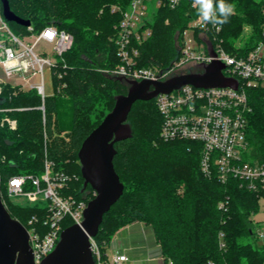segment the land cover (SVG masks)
Wrapping results in <instances>:
<instances>
[{"label":"trees","instance_id":"16d2710c","mask_svg":"<svg viewBox=\"0 0 264 264\" xmlns=\"http://www.w3.org/2000/svg\"><path fill=\"white\" fill-rule=\"evenodd\" d=\"M132 0H8L11 11L29 20L34 30L47 25L72 34L71 49L64 55L63 83L58 93L69 101L66 135L60 127L58 97L45 99V121L38 110L41 97L34 90L16 92L9 86L0 94V108L18 122L16 130L0 127V177L2 197L11 216L28 226L34 215L40 217L45 203L19 204L6 198L8 180L17 175L41 176L45 160L53 171L72 177L65 194L78 200L94 198L92 187L83 190L78 152L83 141L96 130L115 106V97L126 94L124 83L107 73L121 60L117 56L115 26L121 11ZM234 13L223 24L220 37L226 47L242 35L245 25L252 35L244 52L264 40L262 7L264 0H225ZM115 5L120 12H113ZM191 0H181L175 9L159 8L153 16L151 37L139 45V65L170 67L179 57L177 41L189 22L197 17ZM15 28L22 26L10 22ZM24 29H26L24 27ZM211 35L212 32H209ZM177 36V41L175 39ZM248 159L264 164V89L248 90ZM24 108L25 110H16ZM162 117L156 100L137 101L128 118L132 138L116 143L114 167L124 184L117 204L104 215L94 241L105 255L115 234L135 222L150 227L160 252L173 264H264V243L251 215L259 209L264 191L241 189L231 179L222 184L201 169V145L192 141H164L160 137ZM224 204V207L221 206ZM73 223L67 219L63 229ZM223 245V246H222Z\"/></svg>","mask_w":264,"mask_h":264},{"label":"built area","instance_id":"2783aa9c","mask_svg":"<svg viewBox=\"0 0 264 264\" xmlns=\"http://www.w3.org/2000/svg\"><path fill=\"white\" fill-rule=\"evenodd\" d=\"M151 3L154 8L150 7ZM179 4L181 0H132L121 11L122 20L115 39L121 63L107 73L125 80L166 81L174 76L193 72L190 71L192 67L221 62L224 65V75L235 79L238 88H197L184 85L170 93L159 94L155 100L163 118L160 137L164 141L182 139L199 143L202 150L201 169L206 176L210 178L215 175L226 185L234 179L241 189L262 193L264 164L248 159L250 149L247 129L250 122L248 114L251 112L248 90L264 89V40L244 52L242 49L253 31L251 26L245 25L242 35L233 44V49L229 50L220 37L222 27L218 30L211 24H205L197 15L177 41L180 57L172 66H140L138 46L151 37L153 31L150 24L154 14L162 6L175 9ZM191 6L195 9L193 0ZM118 10L120 9L116 6L113 12ZM262 14L264 16V5ZM25 28V32L20 35L12 30L10 22L4 16L0 0V94L5 86L16 91H36L42 100L38 110L42 111L45 121L47 95L43 72L45 68L51 70L55 92L59 93L65 87L62 81L64 73L60 67H66L64 55L71 49L74 38L72 34L59 30L54 25H47L37 32L32 25ZM208 42L212 44L215 55H211ZM39 46L42 47L41 52L37 51ZM40 76L41 80L35 82L34 79H40ZM12 110L0 108V115ZM0 127L16 130L18 122L3 115ZM71 181V176L54 172L53 163L46 159L45 171L41 176L21 174L11 177L7 182V199L19 204H46L40 210V217L34 215L28 220V226L24 225L29 234L35 264H40L58 245L65 220L69 219L73 224H81L84 220V210L90 202L85 196L78 200L73 195L64 193ZM221 206L224 207V204ZM260 237H264V232L260 233ZM157 246L160 249V245ZM91 249L94 264L131 262L123 253L103 255L92 237ZM151 261L173 264L165 260L161 252L159 257L152 258Z\"/></svg>","mask_w":264,"mask_h":264},{"label":"water","instance_id":"95a60500","mask_svg":"<svg viewBox=\"0 0 264 264\" xmlns=\"http://www.w3.org/2000/svg\"><path fill=\"white\" fill-rule=\"evenodd\" d=\"M2 4L7 21L24 27L31 25L29 20L20 18L11 11L8 0H2ZM208 46L211 55H215L210 42ZM198 66L201 69L199 73L189 72L166 81L118 78L120 82L128 85L127 93L115 97L116 103L111 113L83 141L78 152L84 179L83 190L90 186L96 196L84 210L82 223L62 230L58 245L40 264H94L91 237L94 238L100 232L104 215L117 204L124 193V184L114 167L117 154L115 144L132 138L133 131L128 118L137 101L153 100L159 94L170 93L184 85L197 88H238L235 79L224 75V65L221 62L214 61ZM1 185L0 177V264H35L28 231L6 208Z\"/></svg>","mask_w":264,"mask_h":264},{"label":"rangeland","instance_id":"374dc122","mask_svg":"<svg viewBox=\"0 0 264 264\" xmlns=\"http://www.w3.org/2000/svg\"><path fill=\"white\" fill-rule=\"evenodd\" d=\"M116 6L113 5L111 7L112 9V13H113V9L115 8ZM150 7L154 8L153 4L151 3L150 4ZM127 8V7H126ZM117 12V11H115ZM114 12V13H115ZM118 12H120V10H118ZM12 30L14 32H16L17 34H21L22 32H25L26 29H24V26H22L21 29L19 28H15L13 27L12 25H10ZM115 29H116V36L118 34V25L115 26ZM35 32H37L35 30ZM175 39L177 41V36H175ZM41 49L42 47L39 46L37 51H40L41 52ZM190 71H193V72H198L200 71L199 67H192ZM43 79H44V87H45V93L47 95V97H52L54 96V94L56 93L55 92V89H54V81H53V75H52V72L50 69L48 68H45L44 72H43ZM35 82L36 81H40L41 80V76H40V79L39 78H36L34 79ZM125 86H126V89L128 91V85L126 83H124ZM16 92H19V91H16ZM127 93V92H126ZM58 98V110L60 112V127H64L63 129H66L65 132H62L63 136L66 135L67 131L69 132L68 130V124H69V111H68V104H69V101L67 98H60L59 97V94L56 93L55 94ZM258 210L256 211V213H253L251 215V218L258 224H263L264 225V199L263 198H260L259 199V206H258ZM126 227H129L130 230L133 229H136L139 233H138V238L140 237V239L143 237L141 234H142V228L144 229L145 233L147 234V237L149 239H151V244H157V242H155V239H154V236H153V232L151 230L150 227H147L145 224L143 223H140V222H135L131 225H128ZM125 228V227H124ZM258 233H262L264 232V228L263 227H258V230H257ZM128 230H125L123 232H121L120 230L115 234V236L113 237V240H112V244L108 250H107V254L109 255H113V254H120V253H126L127 256L130 258L131 262L130 264H157V262L155 261H151V258H157L160 256V251L159 250H154L153 252H147V251H144V250H140V251H132V249H128L127 246H128V241H127V235H128ZM137 234V233H136ZM261 244L264 243V239H261ZM121 244H122V247H121Z\"/></svg>","mask_w":264,"mask_h":264},{"label":"clouds","instance_id":"9594fccd","mask_svg":"<svg viewBox=\"0 0 264 264\" xmlns=\"http://www.w3.org/2000/svg\"><path fill=\"white\" fill-rule=\"evenodd\" d=\"M199 19L205 24L219 27L228 22V17L234 13V6L225 0H193Z\"/></svg>","mask_w":264,"mask_h":264},{"label":"crops","instance_id":"0c3cea01","mask_svg":"<svg viewBox=\"0 0 264 264\" xmlns=\"http://www.w3.org/2000/svg\"><path fill=\"white\" fill-rule=\"evenodd\" d=\"M125 230H128V232H129L127 235V237H128L127 238V241H128L127 248L128 249H132V251H135V252L140 251V250H144L147 252H153L154 250L160 251L157 244H155V243L151 244L152 241H151V239H149L147 237V234L145 233L143 228L141 229L142 230L141 235L143 236L141 239H140V237L139 238L137 237L139 232L136 229L132 228V230H130L129 227H125V228H122L120 231L123 232ZM121 247H122V244H121ZM123 254H126V253L123 252Z\"/></svg>","mask_w":264,"mask_h":264}]
</instances>
